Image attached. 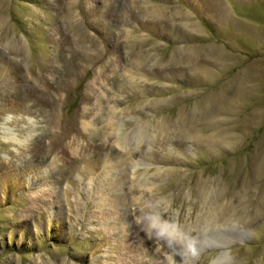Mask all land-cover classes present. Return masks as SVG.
I'll use <instances>...</instances> for the list:
<instances>
[{
    "label": "rangeland",
    "instance_id": "rangeland-1",
    "mask_svg": "<svg viewBox=\"0 0 264 264\" xmlns=\"http://www.w3.org/2000/svg\"><path fill=\"white\" fill-rule=\"evenodd\" d=\"M0 264H264V0H0Z\"/></svg>",
    "mask_w": 264,
    "mask_h": 264
},
{
    "label": "bare ground",
    "instance_id": "bare-ground-1",
    "mask_svg": "<svg viewBox=\"0 0 264 264\" xmlns=\"http://www.w3.org/2000/svg\"><path fill=\"white\" fill-rule=\"evenodd\" d=\"M5 141L8 142V143H12V144H19V143H20L12 133H6V134H5ZM199 237H200V235H199ZM205 240H206V239H205ZM207 242H208L207 245L209 244V247H211V248L219 247V245H217V244H215V243H211V241H210V242L207 241ZM207 245H205L204 242H203L201 246L204 247V246H207ZM222 246H223V245H222ZM222 246H221V247H222ZM224 255H225V254L222 253V254L220 255V257L223 258ZM217 259H218V258H217ZM214 263H215V262H214Z\"/></svg>",
    "mask_w": 264,
    "mask_h": 264
},
{
    "label": "clouds",
    "instance_id": "clouds-1",
    "mask_svg": "<svg viewBox=\"0 0 264 264\" xmlns=\"http://www.w3.org/2000/svg\"><path fill=\"white\" fill-rule=\"evenodd\" d=\"M160 234H162V233H160Z\"/></svg>",
    "mask_w": 264,
    "mask_h": 264
}]
</instances>
